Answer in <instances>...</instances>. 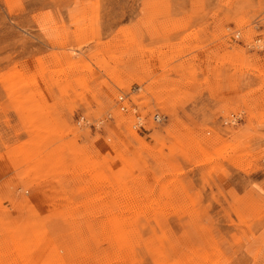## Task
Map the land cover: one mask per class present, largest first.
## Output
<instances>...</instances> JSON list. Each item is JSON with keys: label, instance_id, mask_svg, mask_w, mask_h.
Returning a JSON list of instances; mask_svg holds the SVG:
<instances>
[{"label": "rangeland", "instance_id": "1", "mask_svg": "<svg viewBox=\"0 0 264 264\" xmlns=\"http://www.w3.org/2000/svg\"><path fill=\"white\" fill-rule=\"evenodd\" d=\"M0 264H264V0H0Z\"/></svg>", "mask_w": 264, "mask_h": 264}, {"label": "built area", "instance_id": "2", "mask_svg": "<svg viewBox=\"0 0 264 264\" xmlns=\"http://www.w3.org/2000/svg\"><path fill=\"white\" fill-rule=\"evenodd\" d=\"M260 39L259 38H257L256 39V45L257 46H260V44L258 43V41H259ZM118 99L120 100V102H122V100H123V95H119L118 96ZM119 108L121 109V110H124V108H125V106L121 103L120 104V106H119ZM132 110H133V123H132V128H142V127H144L145 126V124H146V120H145V116L144 115H141L137 110H136V107H135V105H133L132 106ZM161 117H160V115H158L157 113H155L154 115H153V119L154 120H159ZM78 120L79 121H82V120H84V116L83 115H80L79 117H78Z\"/></svg>", "mask_w": 264, "mask_h": 264}]
</instances>
